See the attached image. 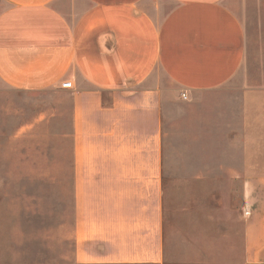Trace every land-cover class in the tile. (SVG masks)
I'll use <instances>...</instances> for the list:
<instances>
[{
  "label": "crops",
  "instance_id": "obj_1",
  "mask_svg": "<svg viewBox=\"0 0 264 264\" xmlns=\"http://www.w3.org/2000/svg\"><path fill=\"white\" fill-rule=\"evenodd\" d=\"M261 4L0 0V89L42 95L0 140L58 177L61 264H264Z\"/></svg>",
  "mask_w": 264,
  "mask_h": 264
},
{
  "label": "rangeland",
  "instance_id": "obj_2",
  "mask_svg": "<svg viewBox=\"0 0 264 264\" xmlns=\"http://www.w3.org/2000/svg\"><path fill=\"white\" fill-rule=\"evenodd\" d=\"M261 7L264 10V5ZM235 86L232 85L233 90ZM0 92L2 103L9 105H0V129L4 128L6 139L14 114L16 121L26 118L42 95L18 94L17 90L5 86ZM13 102L17 106L14 111ZM12 153V148L2 147L0 140V264H61L58 177L33 178L34 174H30L33 165L30 169L27 157L23 161L19 154ZM55 171L52 170V175ZM234 198L229 197V202H235ZM67 246L64 243V252Z\"/></svg>",
  "mask_w": 264,
  "mask_h": 264
},
{
  "label": "built area",
  "instance_id": "obj_3",
  "mask_svg": "<svg viewBox=\"0 0 264 264\" xmlns=\"http://www.w3.org/2000/svg\"><path fill=\"white\" fill-rule=\"evenodd\" d=\"M183 95L185 96V93H183Z\"/></svg>",
  "mask_w": 264,
  "mask_h": 264
}]
</instances>
